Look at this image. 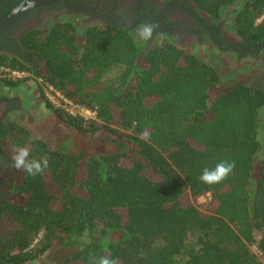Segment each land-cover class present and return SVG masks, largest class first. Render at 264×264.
Instances as JSON below:
<instances>
[{"label":"trees","instance_id":"16d2710c","mask_svg":"<svg viewBox=\"0 0 264 264\" xmlns=\"http://www.w3.org/2000/svg\"><path fill=\"white\" fill-rule=\"evenodd\" d=\"M237 1L164 0L214 23ZM235 10L241 42L234 52L258 59L264 0H243ZM146 22L92 24L80 42L74 21H56L20 37L27 59L0 52V69L29 75L3 69L0 85L40 79L97 112L85 120L44 97L73 130L70 146L54 147L18 121H0V155L13 178L0 204V260L29 264L58 246L69 251L60 264L101 255L119 264H264L253 250L264 256V86L234 83L213 95L218 70L169 35L159 40L160 31L140 40L137 25ZM214 23L203 20L198 31L231 50ZM25 145L30 159L49 161L35 178L13 166V147ZM222 160L235 162L227 179L201 182L202 170ZM207 195L198 208L194 201Z\"/></svg>","mask_w":264,"mask_h":264},{"label":"rangeland","instance_id":"374dc122","mask_svg":"<svg viewBox=\"0 0 264 264\" xmlns=\"http://www.w3.org/2000/svg\"><path fill=\"white\" fill-rule=\"evenodd\" d=\"M103 2L108 6L114 7V12L109 13L114 18L113 21L119 20L120 23L131 25L134 18L139 16L137 7L140 6L142 14L147 5H141L140 0H97ZM142 1V0H141ZM144 4H145V0ZM150 2L152 10L151 15L153 24L159 25L157 22L158 16L153 15V11L159 10L163 5L164 0H147ZM243 0L237 1L233 6L225 8L221 13L220 21L214 23L209 16L205 13H199V18H193L180 7H174L168 10L166 14V21L170 24L169 27L160 28V25L155 29L158 34L159 40L164 39L165 35H169L174 41L177 40L183 46L187 47L208 64L214 66L221 77L219 85L213 91L216 95L220 91H225L226 88L234 83H245L251 86H264V52L258 59L249 57L238 59L237 46L240 44L241 39L233 29V16L235 9H238ZM175 9V10H172ZM158 13V12H157ZM146 14V13H145ZM157 16V17H156ZM106 19L105 16H103ZM88 15H79L73 12H65L57 14L51 19L52 23L56 21L70 20L74 21L77 27V34L79 41L84 40L85 29L91 25L95 20ZM208 25L220 28L224 42L230 47L231 50L223 51L218 46L214 45L208 40V33L206 30L200 32V23L203 20ZM46 21V20H45ZM112 21V20H111ZM118 22V21H117ZM43 22L40 27L44 29L50 28L52 23ZM96 24L102 25L101 22ZM138 26V25H137ZM46 31V30H44ZM200 32L199 34H197ZM5 70V69H4ZM3 69H0V74ZM6 71V70H5ZM7 72V71H6ZM9 75V73H8ZM14 77L12 75H9ZM29 76L27 74H20L19 77ZM15 77H18L16 75ZM44 94V95H43ZM46 91L40 79H30L17 88H8L0 85V119H10L18 121L25 126L29 127L32 133L52 144L57 146H70L73 143L74 133L71 128L60 123L49 110L44 100ZM47 98V97H46ZM48 99V98H47ZM9 101V102H7ZM9 105V106H8ZM261 129L259 139L261 141L264 137V110L262 112ZM6 175L3 173L0 176V182ZM210 199V195L200 197L194 201L198 208ZM257 238L259 233L256 234ZM253 250L259 255V258L264 262V256L258 251L256 247ZM69 251L62 247H55L48 251L44 256L36 259L29 264H60L66 257Z\"/></svg>","mask_w":264,"mask_h":264},{"label":"flooded vegetation","instance_id":"af4514ba","mask_svg":"<svg viewBox=\"0 0 264 264\" xmlns=\"http://www.w3.org/2000/svg\"><path fill=\"white\" fill-rule=\"evenodd\" d=\"M22 1L23 0H0V24L6 21L5 19L9 16L11 11ZM140 3L141 5H147L145 9L146 12L142 14V7L140 8V6H138L137 12H139V16L134 18L131 23L135 24L145 21L151 23L150 21H153V18L151 15L147 14V11L151 13L152 10L150 2L145 0L144 4V1L140 0ZM169 5H171V7H169ZM173 6L170 3L163 2V5L160 7V11L157 13V23L160 25V28L169 27L170 24L166 21V14L168 13L169 9L173 8ZM65 12H73L79 15H88L95 20V22L92 24L101 22L103 25L110 22L111 20H114V18L110 16L111 14H109L114 12V7L108 6L107 4H104L100 1L98 2L97 0H59L48 6L28 8L19 12L16 16L10 19L1 30L0 52L10 54L12 56L18 53L20 56H23L25 59H27L28 57L26 53L19 49L18 46L20 37L25 32L32 29H41L43 31L48 30L49 28L46 27V29H44L43 27H40V25L43 22L52 23L51 19L54 15L57 16V14H63ZM103 16H105L106 19H104ZM117 21L120 23L119 20H116V22ZM54 23H52V25ZM23 73L27 74L25 72ZM1 120L5 119H0V121ZM8 167V163L5 162V160L0 155V176L3 173L6 175L2 179L3 181L0 182V204L4 203L8 199L13 184V178L8 171ZM0 264L8 263L6 261L0 260Z\"/></svg>","mask_w":264,"mask_h":264},{"label":"clouds","instance_id":"9594fccd","mask_svg":"<svg viewBox=\"0 0 264 264\" xmlns=\"http://www.w3.org/2000/svg\"><path fill=\"white\" fill-rule=\"evenodd\" d=\"M158 25L153 23H142L138 25L136 32L140 40L148 41L153 37V33ZM12 162L17 170H23L29 177L35 178L41 175L49 168V161L47 157L40 159L31 158V150L28 146H15L13 147ZM235 168L234 161L222 160L218 162L214 168H204L199 176L201 182L205 184H218L233 172ZM89 264H119L117 258H112L107 255L99 257L91 256Z\"/></svg>","mask_w":264,"mask_h":264},{"label":"built area","instance_id":"2783aa9c","mask_svg":"<svg viewBox=\"0 0 264 264\" xmlns=\"http://www.w3.org/2000/svg\"><path fill=\"white\" fill-rule=\"evenodd\" d=\"M1 69H4L3 67ZM9 71L12 76H16L24 73H20L17 71H10L9 69H5ZM14 76V77H15ZM42 84L46 91V97L54 106L63 108L66 112L74 116H81L85 120H95L97 118L96 110L89 109L87 107L81 106L69 100L65 97L59 90L55 89L52 85L44 83Z\"/></svg>","mask_w":264,"mask_h":264},{"label":"water","instance_id":"95a60500","mask_svg":"<svg viewBox=\"0 0 264 264\" xmlns=\"http://www.w3.org/2000/svg\"><path fill=\"white\" fill-rule=\"evenodd\" d=\"M59 0H23L20 4H18L9 14V16L5 19L6 21L0 24V32L5 26V24L12 19L14 16H16L19 12L32 8V7H44L51 5Z\"/></svg>","mask_w":264,"mask_h":264}]
</instances>
